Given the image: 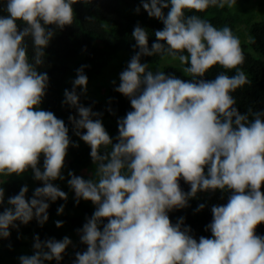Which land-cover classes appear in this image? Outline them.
Returning a JSON list of instances; mask_svg holds the SVG:
<instances>
[{"label":"clouds","instance_id":"9594fccd","mask_svg":"<svg viewBox=\"0 0 264 264\" xmlns=\"http://www.w3.org/2000/svg\"><path fill=\"white\" fill-rule=\"evenodd\" d=\"M78 2L7 0L8 15L0 16V174L21 175L31 168L34 179L43 181L30 199L27 185L8 198L10 207L0 212V238H9L10 228H19L17 221L27 225L35 218L43 226L49 219L47 201L68 199L52 182L65 179L62 169L68 148L79 144L71 141L64 120L39 109L49 76L37 66L44 63V49L55 35L48 26L72 25L73 5ZM140 3L164 27L154 32L151 47L144 27L137 24L131 33L138 51L120 73L115 90L130 99L133 110L118 120L117 142L113 143L101 119H93L102 113L80 103L77 88L87 93L84 69L88 65L76 70L72 89L64 90L63 103L75 108L79 117L69 116L73 131L90 146L97 166L94 178L68 174L76 203L83 199L96 205L77 229L87 249L75 254L73 264H264V235L256 232L264 223V112L249 109L254 117L250 121L234 106L231 94L251 83L241 68L245 51L230 26L216 27L200 15H186L210 7L232 9L237 0ZM140 10L137 7L135 12ZM17 21L25 26L21 29ZM26 37L32 38L34 62L29 59ZM248 42L254 43V38ZM153 55L178 60L192 79L148 70L141 57ZM216 65L235 69L236 74L221 72L213 80L198 79ZM109 145L111 151L101 154V148ZM41 154L43 170L38 166ZM181 179L190 191L182 190ZM217 189L232 194L226 204L211 209L213 219L206 226L211 238H194L191 227L184 226V217L172 222L170 211L188 206L200 191ZM4 198L0 186V205ZM204 207L200 204L197 211ZM57 211L62 214L64 205ZM62 225L63 221H56L57 227ZM70 244L67 236L42 241L36 235L34 254L18 259L20 264L59 262Z\"/></svg>","mask_w":264,"mask_h":264},{"label":"trees","instance_id":"16d2710c","mask_svg":"<svg viewBox=\"0 0 264 264\" xmlns=\"http://www.w3.org/2000/svg\"><path fill=\"white\" fill-rule=\"evenodd\" d=\"M6 2L7 0H0V16L8 15L4 10ZM73 7L76 19L72 25L65 26L63 29L55 25L48 26L55 31V35L44 49V63L37 66L39 72H46L49 76L46 94L38 107L45 111H52L57 118L64 120L69 128L71 141L73 144H79V147L69 146L68 173L71 171L77 176L89 179L85 173L89 171L94 175L97 166L90 156V146L75 135L69 120L70 115H76L79 118L77 110L63 103L64 90H71L73 86L69 84L68 78L77 75L76 70L82 65L89 66L84 69L88 78L98 75L120 51L130 52L132 58L138 51L133 48L136 41L131 35L137 24L148 31L149 47L156 41L154 32L163 29L164 25L160 20L149 17L140 0H91L87 4L80 0ZM137 7L141 9L139 13L135 12ZM168 11L169 9H164L165 14ZM186 15H200L202 18L209 19L216 27L228 25L239 36L246 55L245 63L241 68L248 75L251 83L238 88L231 94L236 100L234 106L241 114H248L250 121L253 120L254 117L249 113V109L252 112H264V0H259L257 5H249L248 1L243 0L232 9L210 7L204 13L193 11L186 12ZM17 23L21 29L25 26L22 21ZM249 37L254 38V43L248 42ZM25 43L28 47L30 62H34L32 61L34 55L32 38L26 37ZM160 60L159 55L141 57V62L157 63ZM164 72L174 74L185 81L192 79L175 66L166 67ZM221 72L230 76L236 74L235 69L225 70L216 65L204 77L198 79L213 80ZM119 83L120 81L110 84L106 94L101 98L81 94L82 90L77 88L80 103L91 107L94 112L102 113L101 116L93 117V119L102 120L113 138V143L117 142L115 138L118 136V120L133 110L130 99L115 90ZM81 131L85 132L86 129ZM100 151L101 154L111 151V145L107 148L102 147ZM25 177L27 176L23 174L10 176L0 174V186L5 189L4 204L0 205V212L10 207L7 203L8 198L18 194L22 186H28L26 198L29 199L35 188L43 186L42 181L37 180L32 183L31 179ZM180 185L185 192L190 191V185L183 179L180 180ZM59 187L68 194V199L58 198L55 202L47 201L50 205L49 219L43 226L35 218L27 225L17 221L19 228H10L11 236L6 239L0 238V264H20L18 258L21 255L34 254L33 244L36 235H39L42 241L50 238L62 240L65 236L72 240V244L62 254V261L57 262L53 259L45 261V264H73L76 259L75 254L87 249V245L81 243L77 229L82 228L87 218L92 216L96 205L83 199L77 204L75 193L69 185H59ZM261 191H264V187ZM231 194L232 191L228 189L200 191L195 197L189 199L188 206L170 211V219L175 224L178 218L184 217V226L191 227L190 234L194 238L197 240L201 236L211 238V231L206 230V226L213 219L211 209L213 205L226 204ZM200 204H204L205 207L197 211ZM61 205H64V211L58 214L57 210ZM56 221H63V225L57 227ZM104 222L106 223L107 220L105 219ZM256 232L258 235H264V223L257 227Z\"/></svg>","mask_w":264,"mask_h":264},{"label":"rangeland","instance_id":"374dc122","mask_svg":"<svg viewBox=\"0 0 264 264\" xmlns=\"http://www.w3.org/2000/svg\"><path fill=\"white\" fill-rule=\"evenodd\" d=\"M243 0H237V3L242 2ZM248 1L249 5H257L259 0H244ZM131 60L130 52L127 51H120L116 57L99 73L98 75L93 76L92 78H88V85H87V93L86 95L94 98H101L104 97L106 94V90L110 84L113 83V81L118 82L120 81V73L126 69L129 61ZM147 63L149 65L150 71L157 72V71H164L166 67L168 66H175L177 67L181 72H183L182 68L184 65H181L178 60H172L170 57H166L164 59H161L157 63H149V62H142ZM184 73V72H183ZM75 76H70L68 78L69 84H72V81L76 78ZM82 90V88H80ZM69 150V148H68ZM43 161L44 156L41 154L40 157V163L39 167L43 170ZM68 163H69V153L66 156L65 159V166L62 169V175L65 177V179L60 180L57 179L53 181L55 185H68L67 181L71 177L68 175ZM74 170L75 167H74ZM88 175V178H94V175H92L89 171L85 173ZM84 174V175H85ZM24 176H27L29 179H31L32 183H35L37 180L34 179V173L31 168H29L27 171L23 173ZM25 177V178H27ZM43 182V181H42ZM74 192V191H73ZM26 250V248H25Z\"/></svg>","mask_w":264,"mask_h":264}]
</instances>
